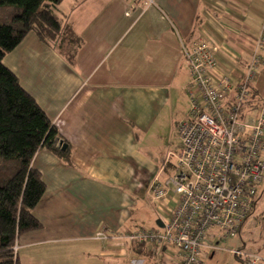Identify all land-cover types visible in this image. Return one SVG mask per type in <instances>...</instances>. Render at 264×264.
<instances>
[{
  "label": "crops",
  "instance_id": "0c3cea01",
  "mask_svg": "<svg viewBox=\"0 0 264 264\" xmlns=\"http://www.w3.org/2000/svg\"><path fill=\"white\" fill-rule=\"evenodd\" d=\"M55 12L83 41L74 63L32 32L3 60L69 151V160L48 149L34 156L46 185L33 210L41 227L19 236V262L171 264L165 247L137 249L96 235L157 226H147L159 219L151 217L150 207L158 211L150 188L147 200L144 191L177 162L178 152L158 161L153 133L174 106H183L180 121L189 110L182 43L216 41L223 70L240 76L264 25V0H64ZM253 88L264 98V66ZM234 250L264 258V248Z\"/></svg>",
  "mask_w": 264,
  "mask_h": 264
},
{
  "label": "built area",
  "instance_id": "2783aa9c",
  "mask_svg": "<svg viewBox=\"0 0 264 264\" xmlns=\"http://www.w3.org/2000/svg\"><path fill=\"white\" fill-rule=\"evenodd\" d=\"M182 49L191 79L189 110L176 126L181 147L173 174L150 186L163 227L101 229L96 238L165 247L171 264H205L207 252L219 249L214 243L239 235L264 188V105L248 107L264 66V25L240 76L220 68L222 47L212 39L183 42ZM233 254L241 264H264L259 254Z\"/></svg>",
  "mask_w": 264,
  "mask_h": 264
},
{
  "label": "trees",
  "instance_id": "16d2710c",
  "mask_svg": "<svg viewBox=\"0 0 264 264\" xmlns=\"http://www.w3.org/2000/svg\"><path fill=\"white\" fill-rule=\"evenodd\" d=\"M63 1L0 0V264H20L15 250L19 236L41 227L33 210L46 185L32 168L34 156L48 149L69 160L68 148L63 152L60 145L67 143L3 60L32 32L74 63L83 41L73 25L56 14ZM258 101L253 88L248 107L258 106Z\"/></svg>",
  "mask_w": 264,
  "mask_h": 264
},
{
  "label": "rangeland",
  "instance_id": "374dc122",
  "mask_svg": "<svg viewBox=\"0 0 264 264\" xmlns=\"http://www.w3.org/2000/svg\"><path fill=\"white\" fill-rule=\"evenodd\" d=\"M220 68L221 62L219 63ZM258 104L264 105V98L259 96L258 94ZM183 109V106L176 109V106L172 110L167 111L160 117L159 125L157 127L156 133L154 135V152L158 158V161L162 164L168 154L176 153L179 151L181 147V143L177 138L176 126L180 121V113ZM153 179L148 181L145 184L144 198L147 200L146 192L150 188ZM154 207V206H153ZM151 217L156 219L158 214H154L151 210ZM154 221L147 224V226H155L156 223ZM245 229L242 232L241 237H235L233 239H229L226 242L214 243L215 247L219 249L216 251H209V256L207 257L205 264H235L239 257L234 256L233 251L234 247L242 248L243 243H245L246 247L249 250L262 249L264 248V188L260 191L257 205L255 210L248 218V220L244 223ZM244 226V225H243ZM215 254L214 259H210L211 255ZM240 261V259H239ZM241 262V261H240Z\"/></svg>",
  "mask_w": 264,
  "mask_h": 264
},
{
  "label": "water",
  "instance_id": "95a60500",
  "mask_svg": "<svg viewBox=\"0 0 264 264\" xmlns=\"http://www.w3.org/2000/svg\"><path fill=\"white\" fill-rule=\"evenodd\" d=\"M60 145L62 146V150L65 151L67 148H68V145L63 143V141L60 143ZM156 225L159 226V227H163V224L160 220H158L156 222Z\"/></svg>",
  "mask_w": 264,
  "mask_h": 264
}]
</instances>
